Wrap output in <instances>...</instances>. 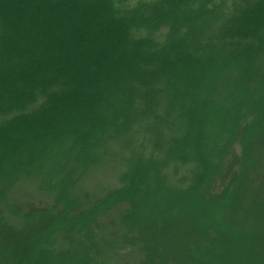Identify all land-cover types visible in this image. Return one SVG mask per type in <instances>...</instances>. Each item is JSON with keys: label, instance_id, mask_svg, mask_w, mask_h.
Returning <instances> with one entry per match:
<instances>
[{"label": "rangeland", "instance_id": "1", "mask_svg": "<svg viewBox=\"0 0 264 264\" xmlns=\"http://www.w3.org/2000/svg\"><path fill=\"white\" fill-rule=\"evenodd\" d=\"M7 1L0 0V20L5 13L12 15L8 25H0V38H5L10 54L0 56L2 73L32 61L33 56L27 55L37 42H47V47L42 46L45 56L40 57L54 56L46 60L58 70L57 59L64 58V50H51L49 42L61 38L67 26L79 23V13L66 12L63 31L51 12L36 13L59 0H17L15 8ZM249 1L212 0L205 4L207 9L217 6V13L202 9L193 15L191 7L200 0H165L163 8L159 2V13L137 27L142 35L138 38L156 50V40L163 37L184 39L186 44L192 40L196 43L185 49L192 54L174 49L154 56L147 70L146 63L136 68L131 76L138 78H131L129 87L104 105L53 106L49 97L61 94L54 92L40 97L43 104L40 98L32 104L30 97L31 107L23 111L19 103L13 107L12 128L33 115L42 116V125L30 127L23 137L28 147L19 145L13 152L21 160L0 155V264H141L145 259L146 264H184L182 259L169 260V255L164 258L162 252L187 249L182 248L184 236L190 238L196 225L214 240L202 249H229L230 260L245 249V263L264 264V49L257 46L250 54L233 56L236 50L223 41L235 4ZM141 3L125 0L118 8L130 7L128 12L135 10L133 16L140 18L147 9ZM102 4L93 29L110 13L107 0ZM35 15L51 22L48 34L46 27L34 31L29 26ZM85 32L80 57L87 52L88 34L95 31ZM70 33L68 39L73 37ZM164 61H170L168 69L147 73ZM237 62L241 67L233 68ZM43 73L30 75L33 79L26 84L30 94L42 90ZM40 151H44L41 156ZM235 173L243 179L241 188L247 197L240 200L237 212L229 214L227 206L239 202L236 189L221 191L235 181ZM135 205V211L144 213L140 223L132 225ZM71 210L75 212L71 217L59 220L60 214ZM30 211L43 215L26 218ZM47 211L52 223L39 241L33 240L32 233L49 222ZM183 221L189 227L184 228ZM11 249L24 261L13 257Z\"/></svg>", "mask_w": 264, "mask_h": 264}, {"label": "trees", "instance_id": "2", "mask_svg": "<svg viewBox=\"0 0 264 264\" xmlns=\"http://www.w3.org/2000/svg\"><path fill=\"white\" fill-rule=\"evenodd\" d=\"M17 0H8L7 4L9 7H14L20 2H16ZM47 1V0H44ZM59 0L55 5L49 4V7L39 8L37 9V15L41 14L42 11L47 10L50 13L51 19L55 17L56 27L58 29H63V22L66 21L65 17L67 16L66 12H76L79 13V18L77 19V24H72L65 28L66 32H62L63 34L66 33L64 36L62 34L61 38H54L50 40L49 36L45 38L50 40L49 44L51 46V50H64L63 55L65 54L64 58H58L57 63L59 64L57 67L59 68L58 71L56 67H54V62L50 60H46V58H50L54 60L55 57L46 56L44 59L40 57L43 54L42 46L47 47V42H40L34 43L31 45V51L27 55L28 59L30 57L33 59L32 61L26 62L24 67V63H19L18 66H10L7 68L6 74H3L0 70V116L2 114L3 117L0 118V155L3 157L11 156L15 159L21 160L22 157L15 156L13 152H17L18 146L22 145L23 147H28L26 144L29 143L27 137L24 141V134L30 131V127L36 129L39 125H42L39 118L42 116H30L26 120L21 118L22 122L12 128L10 125V117L9 112L12 110L13 107L19 103L21 110L27 109L31 104L28 98L32 97V104L35 102L36 104L39 102L40 97H44V95H48L46 93H54V92H61L58 98L56 96L49 97V102L53 104H58V106H66L70 105L71 108H76L83 103L89 107L94 105H104L111 99V97L118 93H123L126 87H129V82L131 78H138L135 76H131L139 66H142L146 63L145 70H147V66L152 64V59L154 56L158 55H166L173 51L174 49H179V53L187 52L192 54L191 50H185L188 46L192 47V44H195V41H192L188 44L184 43L186 40L184 39H169L166 37L161 38L158 41L157 45L158 50L154 49L151 46L146 45L143 43L142 40L138 37L142 38V35L139 34L138 26L142 24V22L149 20L152 16L157 15L159 13V8L156 6L159 2L160 6L163 8L165 4L164 1L158 0H142V6L146 5L147 9L145 13H142V16L139 18V15L134 17L133 14L135 10L128 12L131 8H127L126 10L122 8H118V5L122 4L125 0H107V5L110 13L107 14V18H104L105 22L98 24L97 29H93L94 20L100 17V12L104 9L102 0ZM71 1H73V5L69 6ZM201 2L197 4L196 8L191 7V14L193 15L198 10L205 9L210 13H217L219 8L217 6L212 7L211 9H207L206 2H211L212 0H200ZM106 2V1H105ZM119 5V6H120ZM235 8L231 16L228 20H232L231 23L228 25L227 29L224 27V40L225 42L228 41L230 46L233 47L236 52L233 56L240 55L241 53L250 54L252 50L257 49L259 50L264 49V0H250L247 5L240 6V4H235ZM56 6V7H54ZM187 8L190 6L186 5ZM234 6V5H233ZM232 6V7H233ZM231 7V9H232ZM52 8L53 12L50 11ZM66 8V9H65ZM19 10V5L17 6ZM65 9V10H64ZM118 10V11H117ZM9 11L12 12V8H9ZM91 12V13H90ZM107 12V11H106ZM14 11L12 12V14ZM47 13V12H46ZM58 14V15H56ZM12 15L5 13L0 20V25L7 24L6 21L11 18ZM49 17V18H50ZM164 13H161L160 18H164ZM50 19V21H51ZM37 23L35 24V21ZM163 20V19H159ZM46 21L41 19L40 17L33 16L29 18V26L32 25L34 31L43 30L45 27L47 30L44 29V33L48 34L50 27L53 26L50 24H46ZM145 24V23H144ZM155 24V25H154ZM8 25V24H7ZM153 28L157 26L156 23H152ZM2 26V25H1ZM93 30L95 32L89 33V37L87 36L86 45H87V52L84 57H80V53L78 50L82 48L81 43L83 36L85 35L86 29ZM133 29L137 32L135 33ZM73 37L68 39V32H71ZM221 29H219V32ZM263 31V35H262ZM52 33V32H51ZM38 33L37 35H40ZM170 37V36H169ZM45 39V40H46ZM5 38H0V56L6 54L10 56L5 49L4 42ZM2 42L3 45H2ZM187 42V41H186ZM92 43V44H91ZM97 43V46L93 47V44ZM38 44V45H37ZM100 44V45H99ZM93 47V48H92ZM188 49V48H187ZM33 50V51H32ZM48 48H46V51ZM159 51H163L159 52ZM183 51V52H182ZM5 52V53H4ZM89 54V55H88ZM88 55V56H87ZM45 56V54H43ZM42 56V57H43ZM86 58V60H85ZM27 59V60H28ZM241 59V58H240ZM84 60V61H82ZM2 58L0 57V62ZM5 62V61H4ZM85 62L87 64L82 69L78 70L77 66H84ZM8 62H6L7 64ZM10 63V62H9ZM170 61H164L160 64H156L157 70L150 69L147 71L148 74H156L161 71L162 68L169 67ZM241 62L236 64L235 67L238 69L239 66L241 67ZM144 66V65H143ZM61 67V68H60ZM17 68V69H16ZM139 69L137 72H139ZM28 73L29 77L26 78L24 73ZM42 71V72H41ZM44 72V73H43ZM136 72V73H137ZM162 72V71H161ZM160 72V73H161ZM40 74L43 73L46 76L45 82H43L41 89L39 90V94L36 95L35 93L30 94L31 91L26 89V84L30 85L33 77L30 76L32 74ZM131 76V77H128ZM138 76V75H137ZM25 77V78H24ZM44 77V76H43ZM28 85V86H29ZM37 85V84H36ZM92 85V86H91ZM128 94L130 92H127ZM24 94H26V99L24 100ZM41 104L45 101L44 99L40 98ZM60 102V103H59ZM18 104V105H19ZM24 104V105H23ZM46 104V103H45ZM259 105V104H258ZM31 107V106H30ZM29 114H24L25 116H29ZM3 118V119H2ZM38 119V120H37ZM20 120V119H19ZM37 120V121H35ZM2 121V122H1ZM53 121V120H52ZM40 127V126H39ZM262 136V135H261ZM258 137V136H257ZM23 138V139H22ZM21 144H20V140ZM26 142V143H25ZM25 144V145H24ZM262 144L264 145V140H262ZM23 149V148H22ZM21 149V151H22ZM20 152V151H19ZM44 151H40L39 155H43ZM22 152H20L21 154ZM11 154V155H10ZM9 161V160H8ZM14 163V161H11ZM13 168V167H12ZM214 169V168H213ZM227 172H229L227 170ZM226 172V173H227ZM238 171L237 173H239ZM230 173V172H229ZM235 173V181L228 184L227 187L222 189L221 192L227 193L228 188L236 189L235 193L237 194V198L239 202L235 204L234 202L231 206H227L226 211L231 214V212H237V209L240 208L242 200L244 197H247V192L242 191V180L238 177ZM239 178V182H238ZM238 189H240L238 191ZM229 191H231L229 189ZM238 191V193H237ZM1 193V189H0ZM235 194V196H236ZM225 195V194H224ZM224 200V196H222ZM220 201H223L219 199ZM228 202V198L225 197V203ZM215 203L211 202V204ZM207 204V203H206ZM205 204V206H206ZM35 209V208H33ZM136 205L134 206L135 213H131L130 220L134 223L132 225H136V223H140L142 220V212L139 208L135 211ZM40 210V209H39ZM132 211V210H130ZM41 211H30L26 218H33L36 217ZM73 211L65 214L59 215V220L65 221L67 217H71L74 213ZM142 212V213H141ZM15 215V210L11 212ZM22 213L21 211H17V214ZM47 214V222L49 221V214L50 211L44 212ZM80 213H84L80 212ZM78 214V213H77ZM80 214V216L82 215ZM41 217L43 212L40 213ZM64 217V218H61ZM251 218L254 215L250 216ZM52 223L50 220L48 223L45 224L44 228H39L38 231H34L31 235L33 240H40L39 235L43 234L46 229L49 228V225ZM76 223V222H75ZM196 225V224H195ZM140 225H138L139 227ZM184 228L187 225L186 222L183 221ZM194 226V225H192ZM193 234L191 233L190 238L186 235L184 239L187 240L185 245L182 248L187 249H165L162 252V256L164 258H169V260H177L180 262L182 259L184 264H247L245 263V259L247 258L245 249L244 251L238 250L230 260V253L229 249H202L206 244H214V240L209 236V234L205 231H202L197 225L192 228ZM200 229V230H198ZM203 229V228H202ZM204 230V229H203ZM190 236V234L188 233ZM203 246V247H202ZM202 247V248H201ZM211 248V249H210ZM158 252H161L159 249ZM240 251V252H239ZM13 257L16 256L19 258L20 261H24L18 255L12 252ZM147 255V253H146ZM178 255V257H177ZM223 259V261H222ZM19 263V262H18ZM148 263V259H145L141 264ZM252 264H259L257 262H253Z\"/></svg>", "mask_w": 264, "mask_h": 264}]
</instances>
